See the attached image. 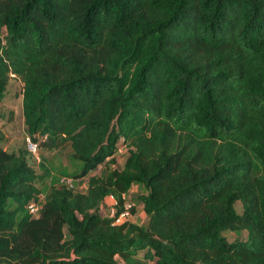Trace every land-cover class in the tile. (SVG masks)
Instances as JSON below:
<instances>
[{
    "label": "trees",
    "instance_id": "16d2710c",
    "mask_svg": "<svg viewBox=\"0 0 264 264\" xmlns=\"http://www.w3.org/2000/svg\"><path fill=\"white\" fill-rule=\"evenodd\" d=\"M14 76L76 169L38 186L0 128V264H264V0H0V99Z\"/></svg>",
    "mask_w": 264,
    "mask_h": 264
},
{
    "label": "rangeland",
    "instance_id": "374dc122",
    "mask_svg": "<svg viewBox=\"0 0 264 264\" xmlns=\"http://www.w3.org/2000/svg\"><path fill=\"white\" fill-rule=\"evenodd\" d=\"M22 83L17 76L11 77L6 85V90L3 97L0 99V128L3 132V140L1 142L2 147L11 150L19 147H24V139L26 136L24 123L21 116L20 106V93ZM70 148L68 143H64L61 146L54 149L37 148L35 154L28 156L29 162L32 164L37 173L47 170L42 180L37 179V185H46L50 179L57 175H62V170L70 172L76 169V163L70 158ZM114 165L121 166L124 160V149L121 148L116 151L114 155ZM93 172H98L95 169ZM86 178V177H84ZM83 178V180H85ZM143 191L139 185L132 184L129 191L125 193V200L131 201L135 193ZM108 200L104 201L101 209L102 213L106 212ZM136 211L129 219L137 222L144 223L146 216L141 210V205L136 204ZM240 203L236 201L235 209L239 210ZM223 234L228 240L234 238H244L245 231L241 230L239 233H235L231 230H224Z\"/></svg>",
    "mask_w": 264,
    "mask_h": 264
},
{
    "label": "built area",
    "instance_id": "2783aa9c",
    "mask_svg": "<svg viewBox=\"0 0 264 264\" xmlns=\"http://www.w3.org/2000/svg\"><path fill=\"white\" fill-rule=\"evenodd\" d=\"M25 144L26 147L29 151H31L33 154H35L36 151V144L28 137H25ZM59 181L65 183L68 186H72V179L71 177H68L66 175H61L59 177ZM40 199H41V195H39L38 199H30L27 203V209L28 212H30L31 214H36V212L38 211V208L40 206ZM127 203H124V209H122L118 214H116L114 216V221L115 222H119L120 220H122L125 216L128 215V208H127ZM109 214L113 215V208L111 207L109 209Z\"/></svg>",
    "mask_w": 264,
    "mask_h": 264
}]
</instances>
